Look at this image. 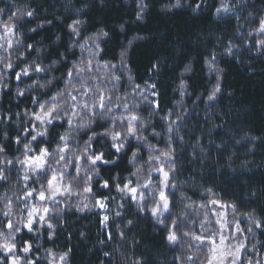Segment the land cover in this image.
Here are the masks:
<instances>
[{
    "label": "trees",
    "instance_id": "16d2710c",
    "mask_svg": "<svg viewBox=\"0 0 264 264\" xmlns=\"http://www.w3.org/2000/svg\"><path fill=\"white\" fill-rule=\"evenodd\" d=\"M262 21L264 0H0V57H4L0 86L7 84L0 89V147L4 149L0 162L11 159V165H18L23 160L17 137L25 134L27 141L32 135L20 121H33L32 114L38 113L34 97L45 103L71 90L80 103L86 99L74 90L83 91V80L91 75L69 82L67 73L90 61L101 79L100 90L129 107L116 109L109 103L114 111L83 129L66 122L72 117L69 110L67 119L48 125L49 149L59 145L65 133L70 136L69 151L84 156L93 137L90 149L102 152L108 162L97 165L91 175L88 185L94 183L87 196L92 204L105 193L101 188L105 182L116 193L132 179L145 196L141 206L126 202L121 223L108 229L103 227L99 209L68 207L56 212V222L48 218L35 223L31 231L24 227L15 233V241L8 242H15L17 251L24 246L20 240L29 242V254L42 257L35 264H45L43 259L50 254L62 253L67 254V264H206L210 244L184 233L207 236L200 228L206 221L211 232H219L210 211V203L216 201L234 209L231 219L247 233L245 262L250 257L253 263L264 264V227L253 223L264 224V50L258 51L253 39ZM76 22L79 35L72 31ZM5 25H14L13 31ZM6 63L12 68H6ZM22 64L32 70L38 65L49 73L43 78L28 76L36 86L14 91ZM151 84L158 94L157 105L151 98ZM217 85L220 91L209 100ZM63 105L64 96H60L55 106L67 110ZM133 115L139 117L132 125L136 136H128L117 152L113 143L120 141L113 142L105 133L119 132L123 137L126 125L119 118ZM84 117L89 118L85 111ZM170 149L172 157L165 159L161 153ZM156 156L170 177L166 228L154 223L150 213L160 187L152 181L158 178L151 177L159 166ZM17 174L15 168H7L8 185L0 186L1 226L22 219L24 189ZM71 176H76L74 171ZM73 185L76 193L86 187L77 179ZM9 201L11 214L5 216ZM172 221L178 225L174 248L167 242ZM48 223L54 225L49 228ZM4 235L9 236V230ZM4 242L0 237V243ZM24 258L21 264H26Z\"/></svg>",
    "mask_w": 264,
    "mask_h": 264
},
{
    "label": "rangeland",
    "instance_id": "374dc122",
    "mask_svg": "<svg viewBox=\"0 0 264 264\" xmlns=\"http://www.w3.org/2000/svg\"><path fill=\"white\" fill-rule=\"evenodd\" d=\"M66 11H68V10H66ZM253 39L256 42V46H257L258 51L264 50V43H261V41H264V32H261L260 30H258L253 35ZM0 64H2V62H0ZM22 66H23V68L27 67L29 69V75H27V76L22 75L20 79H17V78L15 79L14 91H17L18 89H21V88L28 90V86L30 87L33 84H35L34 79H30V80L26 79L28 76H37V77L43 78V77L47 76L49 73V71H46L41 67L40 68L43 69V71L36 72V71H33L32 68H30L26 64H22ZM83 66L84 65H82L81 67H83ZM89 67H90V71H85L83 73V75L84 76L91 75V77L89 79H84L83 82L84 83L86 82L87 85H94V84L99 85L101 82V79L99 77H96L95 73H94L95 70L91 66H89ZM0 77L2 78L1 73H0ZM6 80H9L8 77L6 79H4V81H6ZM25 83L27 84V87H25ZM151 85L153 86V84H151ZM2 86L4 88L5 86H7V84L1 85L0 89L2 88ZM34 86H36V84ZM152 86H151L152 92H150L151 98H152V100H154L155 104L157 105L158 94L156 92L155 87H152ZM68 92H71V90L67 91V93ZM72 95H73V93H72ZM34 101H36L35 97H34ZM76 102L80 103L79 99H77ZM63 108H65L64 105H63ZM39 112H40V109H39L38 113ZM23 115H24L23 113H20L18 115V118L22 119ZM32 117H33V121H31L30 119H27V118L24 120V122L20 121V123L24 127V130H26V131L30 130L31 134H32L30 136L29 140L26 141L25 134H24L25 131H23L24 136L22 135V137L19 139L20 143H21L20 149L22 148L23 155H24V158L21 161H25V163L24 164L19 163L18 165L13 163V165H11L13 162V160H11V159H8L7 162H5V161L0 162V172H2L4 176H5V172H6L7 168H15L19 174V175L17 174L18 175L17 180L22 184V187L24 189L23 197L20 201L21 202L20 203V205H21L20 211L23 209L24 202H26L29 205L28 210H30V208L32 206H35V207L41 208V209L42 208H48L49 209L48 213H46V214L42 213L45 216V220L50 218V219L54 220V222H56L57 220H59L56 216V212L59 210L61 211L62 209H68V207H71L72 209H76L79 211H81V209H83V211H84V210L92 209L93 207H95V209L100 210L103 227L108 229L109 226L112 225L113 223H115V224L121 223V220L124 217V210L126 209V205H125L126 202L138 203L140 206L143 205V202L145 201V196H143V194H141L138 191V189L134 185V183H136V182L132 179L129 180L128 182H126V184L128 185L129 188H136L137 189V192L135 194H133L131 192H121L119 190L115 193L113 190V187H110L109 185H108V187H103V185H101V188H104L103 190H105V193H103L102 197L98 198L93 203L94 204L93 205L92 201L87 196L89 194V192L85 191V188L86 187L92 188L94 181L90 185H88L91 182V178H92L91 175L94 174L95 167L101 163H104V162L103 161H97L96 164L94 166H92L87 157H94L95 155H97L101 152L99 150H98V152H96V151L94 152L92 149H89V151L87 153V157L85 155L77 157L73 153V150L69 151V147H67V150L65 152L60 153L58 155L57 153L59 152V149L63 148L64 144L59 140L60 141L59 145H57L53 150H50L49 148L51 147L50 144H52V141L50 140V138H48L47 135L42 136V137L38 136L36 139V141L38 140V142H37V145L35 146L34 144L36 141H32V136H35L37 132H44L45 130L47 131L48 130L47 127L49 124H41L40 121H38L34 118L33 114H32ZM65 119H67V117ZM65 119H63V121ZM71 119H72V125H75L76 127L83 129L85 127L80 126L82 120H88L89 118L84 117V111L78 110L77 115L72 116ZM33 126H35V127L33 128ZM65 135H67V137H68V140H67V145H68L70 142V138H69L70 136L68 134L64 133L63 136H65ZM44 141L47 144L45 143V145H43ZM25 144H29L32 151H28L27 149H25V147H24ZM41 148H47L48 152L50 153V156L44 158L42 168L38 167L35 170H33L32 164H38L39 162L35 161V160L29 162L27 158L39 156ZM61 155L64 156L63 160L60 159ZM9 161H11V163H8ZM57 161H59V163H57ZM166 161L167 160H165L164 162H166ZM155 162H157L159 164L157 169H163V172L155 170L154 173L151 174V177H152V179H154V178H158V179H155L152 181L158 182V184L160 185L159 191L163 190L165 192V195L167 196V198L169 200V211L163 212L161 215H159V219H157V217L152 214V211H150V213L152 216V221L154 223H156L161 228H166L168 226V219L170 217V209H171V200H170V196L168 195L170 188L169 187L165 188L164 185L161 183V181L164 180L163 173L164 172L168 173V171L166 170L165 163H163V161H160V160L157 161L155 159ZM64 165H67V167L65 168ZM77 169L79 170V179H77V181H83V184L86 185V187L82 186L83 187L82 193H76L73 189L74 185H73V178L71 176V172L74 171L75 174L77 175ZM45 173H47V175H45ZM26 175L30 177L28 180L24 179V177ZM61 175H63V179H61ZM53 177H56V180L54 183L56 185L60 186L59 187V194L55 198L56 202H53L52 200L40 201L35 192L33 193V196L31 198H25L26 191H31L33 189L38 191L40 189L41 185L47 186L48 181H51ZM6 179H0V186L7 183ZM169 180H170V177L168 175V180H167L168 184H169ZM126 184L121 185L120 187H118V189L124 188V186ZM6 185H8V184H6ZM69 185L71 188L70 192L65 190L67 187H69ZM133 195L136 196V199L132 198ZM141 195L143 196V200L140 199ZM1 196H2V192L0 193V200H1ZM158 199H159V196H158L157 200ZM98 201L100 203H103L104 207H100V203H98ZM222 205H223V207H222ZM28 210L21 211L22 217L27 216ZM0 211H2L1 206H0ZM210 211H211V213H212V215L216 221V224L219 228V232L224 234L225 238H226L224 246L220 245L219 238L216 239L218 251L215 254L210 250V258L206 262V264H208V262L210 260L213 261V264H217V261L220 259V257L223 254L219 249L221 247H227L228 245H235L236 243L239 242L238 239L237 240L228 239L229 236H236V237L240 236L239 233H236L234 231V226L236 224L239 225V222H237V221L234 222L231 219V214L234 212V209L232 207H229L227 204H223L220 202H216V203L211 202L210 203ZM105 216L108 217L107 220L104 219ZM0 220H1V216H0ZM3 220L4 219L2 218V220L0 221V231L5 233V229H3V226H1V222ZM160 221H163V223H161ZM25 223H26V220H25ZM34 225H35V222L33 223V226ZM51 225L53 226L54 223H51ZM21 228H24L23 225H21ZM172 231H173V228L171 226L170 230H169V234ZM169 234H168V236H169ZM243 236L246 237L247 233L246 232H245V234L243 233ZM177 241L172 242L169 239L167 240V242L171 248H174V246L177 244ZM243 242L245 243V248H246V243H247L246 240H244ZM21 249H19L18 251L16 249V251H14V253H4L2 250H0V254L2 256L7 257L9 264H10V261H11L13 256L15 258L19 259L21 261V263L25 260L24 256L25 257L27 256L26 262H28V261H35L36 262V260H38L40 258L42 259V257L38 256V254L23 253L21 251ZM19 252L22 253V256L20 255ZM243 252H244V249L242 250V253H241L242 258H243ZM27 254H29V255H27ZM61 257H64V259L62 260ZM0 260H4V259H0ZM43 260L45 261V264H67L68 257H67V255L65 256V253L50 254L49 258H46ZM248 260H251V258L249 257ZM5 264H6V260H5ZM226 264H227V262H226ZM238 264H246L244 258L242 259V261L238 262ZM253 264H256V262H254Z\"/></svg>",
    "mask_w": 264,
    "mask_h": 264
},
{
    "label": "snow or ice",
    "instance_id": "6c2138e0",
    "mask_svg": "<svg viewBox=\"0 0 264 264\" xmlns=\"http://www.w3.org/2000/svg\"><path fill=\"white\" fill-rule=\"evenodd\" d=\"M177 3H179V0H177ZM197 7H199V5H197ZM27 15L31 16L32 12H28ZM77 24H79V22H76V24H74L72 26V31L74 34L79 35V29L76 26ZM5 27L8 31H13L14 25L11 27L8 25H5ZM259 30L261 32H264V21L261 22ZM102 35H107V33H102ZM261 43H264V41H261ZM28 47H31V46L29 45ZM229 51H231V48H229ZM2 59H4V57H0V60H2ZM90 63L91 62L89 61V62L85 63L83 67H74L73 71H69L67 73V76L69 77V82H71V80L73 78H80L81 80H83V73L85 71H90V67H89ZM208 63L211 67L212 61H209ZM5 67L6 68H12V64L6 63ZM33 71L40 72V71H43V69H41L37 65L33 68ZM73 72L75 73V77L73 75ZM22 75H24V76L29 75V69L27 67L21 69V72L16 74V78L20 79ZM114 79H118V78L114 77ZM49 83H51V81H49ZM41 87H43V85ZM152 87H155V85H153ZM81 88L84 90L83 91H81L80 89L74 90V91H77L81 97L86 98L81 103L76 102L77 96L72 95L71 92H68L67 95H65V93H59L57 96L51 97L50 100L46 101L45 103H39V101H34V103L38 104V107L40 109L39 113H33L34 118L36 120L40 121L41 124H51L53 120L62 119L64 117L68 116L69 115L68 110H71L72 116H76L78 110L79 111H85L88 113L89 119L88 120H82L80 126L86 127V126L90 125L98 116L102 117L106 113H111L114 111V109L112 107H108L109 103L114 104L116 109L123 107L125 110H127L129 107L127 104L115 103V101L112 98V95L110 93H106V92L101 91L98 85L95 88H93V87H89L87 85V83L85 82V83H82ZM135 88H139V85H136ZM218 91H220L219 85H217V87L213 90L212 94L208 97V99L209 100L213 99L216 95V92H218ZM23 94L24 93L22 91L18 92V95L22 96ZM60 96H64L65 108L68 110H64V109H61V108L55 106L58 103ZM87 99H92L93 102L91 104H89L87 102ZM120 99H122V98H120V97L116 98V100H120ZM61 111H63V116H61ZM137 120H139V117L135 116V115L131 116V118L127 119V120L124 117L119 118V122L121 124L126 125V134L123 137H121V134L119 132L105 133V135L111 136V140L113 142L120 141L119 144L113 143V147L116 149L117 152L121 151V149L123 148V142H124V140L127 139L128 136H136L137 129L135 127H132V125H134ZM66 122L70 126L72 125V119H68ZM34 127L35 126H33V128ZM113 127H115V123L113 124ZM141 127H143V123H141ZM169 131H171V128H169ZM28 134L30 135L31 132L29 131ZM45 135H47L46 130L44 132H37L35 136H32V141H36L38 136L42 137ZM137 138L143 139V137H137ZM92 139H93V137H89V143L84 149V155L86 157H87V153L91 147L90 141ZM60 140L64 144V147L59 149V152L57 153L58 155L60 153L65 152L67 150V147H68L67 135L61 136ZM19 142H20L19 137H17V143H19ZM24 147L28 151H32L29 144H25ZM3 151H4V149L2 147H0V152H3ZM161 154L165 159L170 160L172 157L171 149L168 152H162ZM48 156H50V153L48 152L47 148H41L39 156L28 157L27 159L29 162H31L33 160L39 162L38 164H32V168H33V170H35L38 167L39 168L43 167V160L45 157H48ZM87 158L90 161L92 166H94L97 161H103L105 163L108 162V161L104 160V154L102 152L95 155L94 157H87ZM135 158H136V153H133V159L135 160ZM60 159L63 160L64 156L61 155ZM154 159L159 161L161 159V157L156 156V157H154ZM8 163H11V161H9ZM20 163L24 164L25 161H20ZM57 163H59V161H57ZM64 167L66 168L67 165H64ZM139 171H140V169H137V172H139ZM156 171L163 172V169H156ZM45 175H47V173H45ZM163 175H164V180L161 181V183L164 185L165 188H167V187H169V184L167 183L169 173L164 172ZM29 178L30 177L27 175L24 177L25 180H28ZM0 179H6V177L3 175L2 172H0ZM61 179H63V175H61ZM73 179L74 180L79 179V170L78 169H77V175L75 177H73ZM55 180H56V177H53L51 181H48L47 186L41 185L40 189L38 191L35 189H33L31 191H26L25 198H31L33 196V193L35 192L40 201L52 200L53 202H56L55 198L59 194V187L60 186L56 185L54 183ZM103 187H108L107 182L104 183ZM141 187H147V185H142ZM65 190L70 192L71 191L70 185ZM118 190L121 192H131L133 194H135L137 192L136 188H129L127 184L124 186V188H119ZM85 191L90 192L91 188L86 187ZM158 196H159V199L156 201V206L151 209L152 214L154 216H156L157 219H159V215H161L163 212L169 211V200H168L167 196L165 195V192L163 190L159 191ZM132 198L136 199V196L133 195ZM140 199L143 200L142 195L140 196ZM98 203H100V202L98 201ZM214 203H216V202L214 201ZM6 207L8 208V211L4 212L3 215L9 216L11 214V202L10 201L6 205ZM100 207H104V204L100 203ZM222 207H223V205H222ZM28 209H29V205L26 202H24L23 209L21 211H25ZM81 211H83V209H81ZM48 212H49L48 208H42L41 209V208H37L35 206H32L30 208V210H28L27 216L22 217V219L17 221L16 224H13L11 221H8L6 224H4L3 227L5 229L9 230L10 235L5 236L4 232L0 231V237H3V239L5 241L4 243H0V250H2L4 253H13L16 250L17 245L15 242L10 243L8 241L10 238L12 241H15V233L22 231V228L20 226L23 225V227H25L29 231H31L33 228L34 222L37 224H41V222H46L45 216L42 213L46 214ZM104 219L107 220L108 217L105 216ZM249 219H252L250 214H249ZM25 220H26V223H25ZM160 222L163 223V221H160ZM129 223H131V221H129ZM253 223H255V226L257 228L264 227V224H262L261 221H259V220H253ZM206 224H207V221L201 223L200 228L203 231L208 232L207 236L195 235L192 232H185L184 235L191 237L193 240L200 241L202 244L205 242H208L210 244V250L215 254L218 251L216 238L217 237L219 238L221 246L225 245V239L226 238H225V235L220 233V232H216V233L211 232L207 228ZM48 227L49 228L52 227L51 223H48ZM177 227H178V225H177L176 221H172L173 231L168 236V239L172 242H176L178 240V236L175 232V229ZM234 231L236 233H239L240 236L239 237L229 236L228 239H232V240L238 239L239 242L236 243L235 245H228L227 247H221L219 250L223 254L220 257V259L217 261V264H226V262H227V264H238V262L242 261L243 258H242L241 253H242V250L245 248V243L243 241L246 240V237L243 236L244 229L240 228V226L238 224H236L234 226ZM247 231L252 232V229L248 228ZM19 242L24 245L21 249V251L23 253H29L31 251L32 245L29 242L24 241V240H20ZM66 255L67 254H65V256ZM61 259L63 260L64 257H61ZM188 259L192 260V257H188ZM5 260H7V257H5L4 260H0V264H5ZM10 264H21V261L13 256L11 261H10ZM26 264H35V261H28V262H26ZM208 264H213V261L210 260L208 262ZM246 264H253V261L247 260ZM256 264H259V262H256Z\"/></svg>",
    "mask_w": 264,
    "mask_h": 264
}]
</instances>
